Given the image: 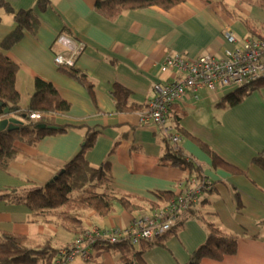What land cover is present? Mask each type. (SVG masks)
<instances>
[{"label": "crops", "instance_id": "0c3cea01", "mask_svg": "<svg viewBox=\"0 0 264 264\" xmlns=\"http://www.w3.org/2000/svg\"><path fill=\"white\" fill-rule=\"evenodd\" d=\"M6 1L14 10L33 9L39 17L36 31L25 33L5 52L18 66L15 88L19 106H28L36 78L49 81L69 103L67 111L55 114V122L79 127L47 135L34 146L19 144L15 159L6 170L0 169V190L45 184L79 151L86 128H94L98 135L86 153L88 162L93 166L108 164L116 195H136L157 205L160 202L154 192L176 193L184 177L180 168L159 163L166 146L163 133L139 123V111L152 95L153 85L176 77L174 71L162 72L161 63L178 53L189 58L221 57L245 38L258 37L246 23L264 25L261 0H184L169 9L125 10L114 20L95 11L97 0H47L43 10L38 0ZM14 26L12 16L0 11V42ZM64 28L67 38L83 47L74 68L86 76L91 89L54 62L56 54L66 53L57 41ZM227 31L236 38L234 43L227 41ZM115 84L129 91L127 103L139 109L117 110ZM228 92H202L198 99L187 96L173 106L175 132L181 136L177 146L201 165L213 185L195 205L204 221L194 217L184 220L175 233L164 238V246L143 252L145 264H185L206 238L205 222L235 235L237 250L221 260L205 258L200 264H264V170L253 161L257 155L264 157V86L236 106H219ZM198 142L238 172L214 165ZM142 212H149L146 204L137 212L116 205L106 216L92 210L78 214L84 228H108L124 226ZM0 230L26 236L31 245L47 243L55 248L76 236L54 218L32 216L26 205L7 201H0ZM81 262L85 261L73 264ZM85 263L119 264V254L98 248Z\"/></svg>", "mask_w": 264, "mask_h": 264}, {"label": "trees", "instance_id": "16d2710c", "mask_svg": "<svg viewBox=\"0 0 264 264\" xmlns=\"http://www.w3.org/2000/svg\"><path fill=\"white\" fill-rule=\"evenodd\" d=\"M182 1L184 0H97L94 9L106 18L114 20L125 10L149 6L169 9ZM46 3L47 0H38L37 5L40 10H43ZM261 5L264 7V0H261ZM0 11L11 15L15 23L13 30L5 35L0 42V118L6 116L4 109L8 108V116L21 121L16 129L0 132V169L6 170L10 162L17 156L19 144L34 146L47 135L63 133L79 126L55 122V114L67 111L69 103L59 95L54 85L49 81L36 78L28 106L24 109L19 106V94L15 88V75L18 66L5 52L18 43L25 33L36 31L39 26V17L33 9L14 10L6 0H0ZM246 26L252 35L264 39V25L255 27L248 22ZM67 32L66 28L62 29L58 38L60 36L67 37ZM58 66L61 71L77 79L88 89L92 88V84L86 76L79 73L74 65ZM263 86L264 77L239 86L224 95L219 106H236L250 92ZM113 96L118 111L130 112L139 109V107L127 103L129 91L125 87L115 84ZM34 113L39 114L40 118H31ZM41 124L45 127L40 128L39 125ZM97 135L98 130L86 128L79 151L49 181L36 187L1 189L0 201L22 203L32 212V216L41 218L50 216L54 218L55 222L58 221L64 229L76 233V235L85 229L78 214V211L81 210H92L99 216H106L114 210L116 205L129 212H137L142 210L146 204L148 211H153L159 206L153 200L130 194L120 196L115 194L111 187L107 163L93 166L88 162L86 153L92 148ZM165 141V150L159 157V163L183 170L184 183H187L191 178H196L201 184L203 192L211 190L213 182H209L203 175L201 165L186 155L170 139L165 138ZM198 143L210 154L214 165L238 172L236 168L222 160L206 145L201 142ZM253 161L264 170V157L262 155H257ZM154 195L161 204L170 200L174 193L157 191L154 192ZM141 214L147 213L142 212L139 215ZM191 217L204 221L195 207H191L181 214V218L175 227L161 236L150 240H141L137 245L122 240L114 244H107L102 249L117 252L119 264H145L142 260L143 252L157 245L164 246V238L170 233H175L182 222ZM205 224L206 238L190 254L185 264H200L201 260L205 258L221 260L225 255L236 252L237 237L235 235L224 233L214 223L205 222ZM57 250L58 248L47 243L31 245L26 236L9 230H0V264H52Z\"/></svg>", "mask_w": 264, "mask_h": 264}, {"label": "built area", "instance_id": "2783aa9c", "mask_svg": "<svg viewBox=\"0 0 264 264\" xmlns=\"http://www.w3.org/2000/svg\"><path fill=\"white\" fill-rule=\"evenodd\" d=\"M226 38L230 43L236 41L230 31L226 32ZM57 41L66 53L56 54L54 62L57 65H74L82 45L65 36H60ZM160 70L174 71L176 77L153 85L152 95L139 111V123L159 129L165 138L177 145L181 136L175 132L173 106L187 96L198 99L202 92L232 91L264 77V39L245 38L240 45L227 49L221 57L207 54L189 58L185 54H173L163 60ZM31 118L40 116L34 113ZM202 193L203 188L196 178L187 183L182 181L170 200L150 213L133 216L124 226H88L70 243L58 248L52 264H73L75 260L86 262L96 249L107 244L125 240L137 245L141 240L161 236L175 227L183 212L195 207Z\"/></svg>", "mask_w": 264, "mask_h": 264}, {"label": "water", "instance_id": "95a60500", "mask_svg": "<svg viewBox=\"0 0 264 264\" xmlns=\"http://www.w3.org/2000/svg\"><path fill=\"white\" fill-rule=\"evenodd\" d=\"M4 114L6 115L5 117L0 119V132L3 130H13L18 127V125L21 123L20 120L13 118L11 116H8L9 110L8 108L4 109ZM40 128H44L45 125L41 124L39 125Z\"/></svg>", "mask_w": 264, "mask_h": 264}, {"label": "rangeland", "instance_id": "374dc122", "mask_svg": "<svg viewBox=\"0 0 264 264\" xmlns=\"http://www.w3.org/2000/svg\"><path fill=\"white\" fill-rule=\"evenodd\" d=\"M79 264H86L85 262H81V263H79ZM90 264V263H89Z\"/></svg>", "mask_w": 264, "mask_h": 264}]
</instances>
